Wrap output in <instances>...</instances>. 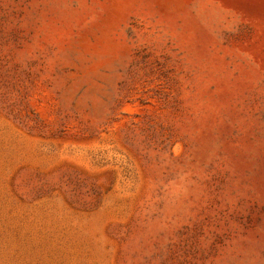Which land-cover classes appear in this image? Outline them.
I'll return each mask as SVG.
<instances>
[{
  "label": "rangeland",
  "instance_id": "obj_1",
  "mask_svg": "<svg viewBox=\"0 0 264 264\" xmlns=\"http://www.w3.org/2000/svg\"><path fill=\"white\" fill-rule=\"evenodd\" d=\"M0 264H264V0H0Z\"/></svg>",
  "mask_w": 264,
  "mask_h": 264
}]
</instances>
